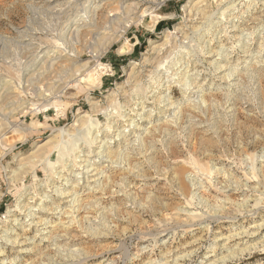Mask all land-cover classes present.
Here are the masks:
<instances>
[{"label":"rangeland","instance_id":"rangeland-1","mask_svg":"<svg viewBox=\"0 0 264 264\" xmlns=\"http://www.w3.org/2000/svg\"><path fill=\"white\" fill-rule=\"evenodd\" d=\"M188 1H162L95 56L92 32L84 30L75 44L66 35L64 20L76 15L60 13L66 0H0V82L15 83L12 102L28 103L0 135L2 264H209L252 244L257 248L225 264H264V231L226 245L217 241L251 234L252 226L264 223V0H207L199 6L206 16L188 23L194 29L179 30L189 18ZM100 5L99 26L112 27L107 20L119 12L117 0ZM167 32L174 43L164 47L158 63L144 66V58L153 56L151 41L163 43ZM44 43L63 53L76 45L83 50L90 82L79 79L55 94L44 85L38 91L26 85L21 73L27 53ZM207 45L217 55L207 57ZM132 69L137 81L129 77ZM180 77H186L185 85ZM158 97L166 102L154 103ZM169 102L175 111L166 114ZM79 117L87 123L78 126ZM98 129L105 131L98 140L104 142L92 147L89 138ZM57 130L62 135L56 143L39 149ZM107 140L112 162L98 156L91 162L104 168V189L92 194L81 180L76 196L82 210L71 222L66 213L75 196L64 199L60 193L78 175L62 180L61 170L70 172L67 164L83 149L99 151ZM24 204L28 210L20 208ZM39 219L47 223L38 226L41 231L31 225ZM61 222L66 229L58 228ZM46 232L65 238L44 241ZM15 236L29 238L32 253L14 260L19 248L5 240Z\"/></svg>","mask_w":264,"mask_h":264},{"label":"bare ground","instance_id":"bare-ground-1","mask_svg":"<svg viewBox=\"0 0 264 264\" xmlns=\"http://www.w3.org/2000/svg\"><path fill=\"white\" fill-rule=\"evenodd\" d=\"M100 1H102V0H66V2H65L66 7H64V8L58 7V9L61 8V9H59L60 13L67 14L68 11H72V13L76 12L75 13L76 15L72 14L73 15L72 16L70 14L71 16L70 17L67 16V18L64 20L65 28L67 27V31H65L66 35L68 37L72 38L73 40H75V42L73 41L74 44L80 43L82 36L85 37L86 33L84 34V32H83L84 30L92 32V34L95 37H94V41L91 42V44H90V48H92L93 54L95 56H97L101 52L103 53L108 48L115 46V44L117 42H119V39L121 38L122 34L126 31V29L129 27V25L131 23H134V22H137L138 20H141L142 17H144V16L148 17V16L152 15L154 13V9L156 10L157 6H159L162 3V1H165V0H135L132 2H129V0H117L118 5H119L118 6L119 12L116 14L117 16H115L113 18H109L107 20V23L111 24L112 27H100L99 26L97 18L100 17V15L102 14V11H103L102 5H100ZM205 1L207 4V2H208L207 0H189L187 2V4L184 5V7L186 8V11L188 12L189 18L187 20V23L179 30H185V29L187 30L188 28H191L192 25L189 26L188 23L193 24L198 19H202L204 16H206V14H205L206 11L203 10V8L202 9L199 8L201 3H202V5H206L204 3ZM223 1L224 0H221L220 4L225 3ZM56 9H57V5H56ZM79 12H84L85 14L82 13L81 15H77V13H79ZM154 17H156V16H154ZM100 19H102V18H100ZM104 22H106V21H104ZM233 27H236V25L233 24ZM243 30L244 29L237 28V29H234L233 31H237L238 33L239 32L243 33ZM101 33L106 34V35L105 36L103 35V37H101V35H100ZM184 34H185V32H184ZM239 38H241L240 35H239ZM92 40L93 39L91 38L89 41H92ZM223 41L224 40H222V38H220L219 43H220L221 47L219 48V50L224 49V47H225V44L222 43ZM170 42L174 43V41L172 39L170 40V34L168 32L165 33V41L163 43L157 44V43L151 41V43H150L151 52H152L151 54L153 56H150L148 58L145 57L143 60V65L144 66H153L156 63H158L159 58L161 57V55H163L164 47L167 46ZM27 43H28V41L26 42V44ZM211 44H213V43H211ZM29 45H31V43H29ZM39 46L40 47H38V48L37 47L34 48V46H33L34 49H32L31 52L27 53L28 56L26 55L27 56L26 61H27L28 65H26V67L24 68V70H22V73H21V75H22L21 77H23V81L26 85L33 87V89L35 91H38L39 85H44V86H46L45 90L47 92H50V94H55L56 92H62V91L64 92V90L71 87L73 82L78 81L79 79L90 82L91 76L89 75V73H90V65L91 64H89L88 62H82L83 57L81 55V52L83 50L81 51L77 45L73 46L72 49L67 53H63L64 50H61V49L58 50V49L52 47V45H50L51 47L47 46L45 43L41 44ZM79 46L81 47L82 45L80 44ZM209 46H211V45H209ZM207 47H208V45H207ZM84 49H85V47H84ZM208 49L209 50L205 54L206 56H207V54H209V56L210 55H213V56L217 55V53L219 51V50L213 51L211 47H208ZM223 52H224V50H223ZM223 52L219 53L218 55L224 56ZM152 57H153V59H152ZM66 60H68L70 64H64V61H66ZM219 68L222 69V67H219ZM57 69H60V71H57ZM225 76H226V74H225ZM129 77H130V79L134 78L133 81H137V76H135L134 69H132L131 73L129 74ZM183 77L182 78L180 77V79H181L180 82L182 83L181 85H185V81H186L185 78L186 77L185 78H183ZM49 78H51L52 81H48V80H50ZM19 79L21 80V78H19ZM14 84L15 83H13V81H11L9 79L0 82V122L2 123L0 125V135L4 134L5 129L7 128L6 123H8V121H10V119H9L10 116L13 113H15L16 110H20V108H21V110H25V108L28 107V103L26 104V102H23L22 100L19 102L15 101L16 103L14 101L12 102V99H11L12 93H14L16 91L15 90L16 85L14 86ZM16 84L20 85V83H16ZM170 84H167V85H170ZM188 85L190 87L191 84H188ZM20 86L17 88L19 89ZM198 87L200 88L199 85L198 86L195 85L194 87H192V89L198 88ZM164 89L165 90H167V89L171 90V87L164 88ZM46 93L45 94L43 92L38 93L39 97H43L45 103H47L50 100V98L47 97L48 94H46ZM154 101H155L154 103H156V104H161L162 102H166V100L162 99L161 97L156 98ZM166 105L168 106L166 108V114L170 113L172 110L175 109L174 103H172V102H169ZM93 108H94L95 112L99 111L97 103H95V102L93 103ZM84 118L79 117L76 120V123L78 124V126H83L84 124L87 123V120H84ZM94 129H96V128H94ZM100 131H101V129L94 131L92 137L89 138L90 141L88 139L89 144L91 143L92 147H93L94 143L104 142V141H98L100 138V135H103L105 132V131H102V132H100ZM57 135L61 136L62 131L57 130L55 132L54 137H52V139L47 140L44 143V145H40L39 149L45 148L46 146L54 145L56 143L55 138H57L55 136H57ZM108 135H109V133L105 134L106 138H108ZM117 135H121V134L117 133ZM116 139L119 140V138H116ZM137 139H138V137H137ZM108 141L109 140H107L104 144L97 146L99 151H96L97 149L96 150H90L91 146L90 147L87 146V148H89V150L86 151V149H83L82 155L76 156L75 161L73 163L67 164V165H69V168L71 170L70 172H68V170H65V169L61 170V172L63 173L61 175V178L63 176H66V177L62 178V180H70V179H72V177L74 178L76 175H78L76 182L72 183L70 189L68 191H66V193H64V192L60 193L61 198H64V199L67 197H71L73 195L75 196L72 200H70V202H68L72 208L71 210H68L69 212L67 211V213H66L67 218H69L70 221L75 218L76 213H80L82 210V207L80 206L81 201L79 203V198L76 196L77 189H79V187L81 185L80 184L81 180H83V184H85V188L91 190L90 193H92V194L99 193L98 192L99 190L104 189V186H105L104 180L105 179H103V178L107 177L104 175L102 176V174L104 172V170H103L104 168L99 169V167L93 166L91 162L93 160L92 158H94L96 156H98L101 159H104L103 161L105 163L109 164L110 162H112L111 158L114 155L112 156L113 153L109 149L110 144ZM78 154H79V152H78ZM81 157H84V159H81ZM79 158H80V160H79ZM112 160H114V158ZM79 161H80V163H84V164L78 165ZM93 162H96V160H93ZM97 164L100 165L99 163H97ZM63 166L65 167L66 164H64ZM75 169H80L78 174H76L74 172ZM8 172L13 174L11 176L13 179H16V180L19 179L20 174H16L14 171H8ZM72 173H73V175H72ZM79 174H81V175L79 176ZM53 179H55V178H53ZM55 190H57V187L55 188ZM70 190H71V192L73 190L74 193H70ZM41 200L43 201L44 198H41ZM20 208H22V209L26 208L27 209L28 207L26 204L25 206H21ZM58 208H59V206L58 207L56 206L54 208H49V210L47 208V211L45 210V213L50 214L54 211H57ZM50 210H52V212H50ZM62 215H63V213H62ZM29 216L32 217V213H30V211H29ZM45 219H39V221H37V222H31V225L36 226L37 230L41 231V229H39L40 227H38V226H40V225L42 226V225L47 224ZM64 224H65L64 222H61L59 224L60 227H58V226H56V227L66 229L67 226L64 227ZM49 227H51V226H48L47 228H49ZM252 229H255V230H253L254 232L253 233L251 232V234L249 231H243V232H239L235 235H230L228 237H221L220 236L221 238H218L217 241H224L225 243L223 245H226V242L229 243L234 239H240V238L243 239V237H253L255 235H258L260 232L264 231V223H261L259 225H254V226H252ZM8 231L6 230L5 232H8ZM42 233H44V232H42ZM50 233H52V231ZM45 234L46 235H45L44 241L53 242L56 240V238H60V239L65 238V234L64 235H56V236H52L53 234H49L48 232H46ZM1 239H2V237H0V246L4 247L2 245L3 241ZM5 241L7 242V245L12 246L13 249L19 248L16 251L17 256L14 260L18 259L23 254L32 253V250H30L27 246L30 244V242H28L29 238H18L15 236L14 239L6 238ZM6 242H5V244H6ZM219 244H220V242H219ZM255 248H257L256 244H252V245L244 247L242 249L229 250V251H227V254H225L222 257L212 261L209 264H225L229 261H232V260L238 258V256L240 254L241 255L245 254L246 252L251 251L252 249H255ZM1 249H0V258L4 255L2 253L4 249H2V250ZM0 263L1 264L3 263V262H1V259H0Z\"/></svg>","mask_w":264,"mask_h":264},{"label":"trees","instance_id":"trees-1","mask_svg":"<svg viewBox=\"0 0 264 264\" xmlns=\"http://www.w3.org/2000/svg\"><path fill=\"white\" fill-rule=\"evenodd\" d=\"M161 23H162V22H160V23L158 24V26H160V25H161Z\"/></svg>","mask_w":264,"mask_h":264}]
</instances>
